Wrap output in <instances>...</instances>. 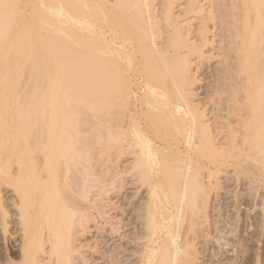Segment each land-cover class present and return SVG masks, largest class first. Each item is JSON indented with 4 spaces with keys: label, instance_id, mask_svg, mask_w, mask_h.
<instances>
[{
    "label": "bare ground",
    "instance_id": "bare-ground-1",
    "mask_svg": "<svg viewBox=\"0 0 264 264\" xmlns=\"http://www.w3.org/2000/svg\"><path fill=\"white\" fill-rule=\"evenodd\" d=\"M162 2V8L157 9V5L154 6V0H0V185L7 183L15 189L19 202L18 205L15 199V203L12 202L20 211L18 224L22 226L24 236V242L21 241L23 243L21 251L19 250L21 261L19 260L18 263L13 259V262L10 261L9 257L13 258L11 249L12 251L10 250V253L7 251L4 257L0 255V264H99L95 254L100 255H98L99 262L103 261L102 264H178L181 257L189 256L193 254V251H197L195 241L188 240V234L187 237L183 233L188 241L184 240L179 227L177 230L170 231L166 238L160 240V244L150 245V241L153 240L146 242L149 228L146 223L147 211L150 207L149 203L153 200L145 201L148 208L145 204H141L143 206L140 208L141 206L137 205L138 202L131 201L133 196L131 198L121 196L119 191L115 197L118 200L116 204L109 202L110 204L100 206L97 205L99 197L96 200L94 196L90 198L89 192L94 187V181L102 177L97 175L99 177L96 178L91 165L93 163H91L89 152L91 147H96L92 146L95 143L99 145V149L100 146L104 147L102 148L104 152L111 151L118 159L125 154L126 157L131 156L129 161L132 167L127 177L132 173L131 178L134 179L133 182L131 181L132 184L149 186L148 182L151 179L153 182V178L155 181V178L160 176V180H156L155 184L161 181L167 187L169 186L168 188L176 190L166 189L169 194L172 191H175V194L180 192V197L174 198L175 201L171 199L175 203L173 205L176 206L175 209L178 208L179 214L177 212L176 215L182 224L185 219L183 217H187L183 215V210L190 206L191 195L194 196L195 192L202 191V194L199 193L202 198L204 197V207L201 208V204L200 208L195 207L198 210L206 209L207 212L211 198L209 191L211 188L217 191L222 181L220 180L222 176L218 174H222L223 171L214 172L208 166H205L208 169L206 172L209 171L208 177L204 174L207 182L206 177L203 178L204 182L197 181L195 175L190 180L189 172L191 171L183 172L185 174L181 176L182 178L172 176L173 170L180 168V162L183 164L194 162L196 139L198 142L204 140L211 154L217 157L221 158L229 152H235L234 155L231 154L239 156L244 162L251 163L256 159L259 160L262 164L260 166L257 163V166L262 168L257 172L260 171L261 176L254 172L255 169L252 172L255 173V177L264 176V0H239V3H236L238 14L234 9L237 17L232 19L236 29L233 32L230 29L233 35L231 39H227L235 45H233L234 48L231 47L235 55L232 58L236 62L234 70L238 88L232 92L235 94L232 98L234 102L231 101L232 99L229 101L235 103L234 105L237 104L233 107L241 113L237 116H240L239 118L234 117L231 120L233 117L231 119L229 117L231 121L229 120L226 125L223 124L224 127L217 123L218 128H214L213 123L211 126L208 119L213 111L211 113L207 111L209 113L207 115L206 111L201 112L198 107L192 105V97L196 94L192 92L196 90L192 91L191 87L199 80H193L191 57L198 54L202 60L208 61L206 52H203L206 57L201 53L205 46L210 44L208 36L211 31H208L210 27L206 25L207 29L204 23V27L198 31V34L196 33L197 39L201 41L199 44V41H194L195 36L193 35L194 38H192L193 33L186 26L191 25L190 17L202 15L205 11L204 6H201L200 0H188V2L186 0V6H183V0L181 4L183 7L180 5V8H185L176 15L175 8L176 6L179 8L176 5L177 0ZM234 14L232 16H236ZM179 17L180 19L184 17L185 20L182 19L180 22ZM199 19L201 20V17ZM212 19L213 15L210 16L209 21ZM206 20L208 21L205 18L204 21ZM183 22L186 23L183 24ZM222 24L225 27L224 23ZM221 31H223L222 28ZM224 32L225 30L223 35ZM219 40H221L220 37ZM214 48L215 46L212 49ZM228 48L225 46V49ZM219 51L220 49L217 50ZM221 51H223L222 54L225 53V50ZM223 58L218 59L223 60ZM229 58H226L228 63H230ZM222 60L221 63L224 65ZM232 67L230 66V69L233 71ZM223 72L221 75H225L226 70ZM221 75L218 78L224 77ZM221 81L223 83V79ZM229 81L227 82L231 86ZM222 87L224 90L230 88H226V84L225 86L221 84ZM216 93L220 94V92ZM222 93L228 92L222 91L221 95ZM194 97L197 98V95ZM227 109L228 106L225 111ZM187 112L190 117L185 116ZM228 113L230 116V111ZM224 119H226L225 115ZM90 120L93 127L89 126L90 130L86 131L83 127ZM216 121L215 119L212 122ZM10 142H12L11 145ZM100 153L103 152L100 151ZM1 154L4 156L2 157ZM251 164H253L250 165L251 167L255 166L254 162ZM194 167L191 168L192 172H203ZM242 167L245 171L246 166ZM118 169L120 170L119 167ZM113 170L116 171V168ZM166 171L170 172L166 173ZM240 172L242 173V169ZM241 173L236 172L238 178L239 176L241 178L243 174L246 175L245 178H249L246 171L239 175ZM110 175L112 174L108 177ZM161 177L170 179L165 182L167 180ZM231 178L234 179L233 176ZM231 178L229 176L228 180ZM102 179L99 178L100 181H103ZM190 181L197 183L194 182L195 185ZM104 183H102L103 186ZM224 184L222 182V185ZM154 186L153 192H157L155 189L157 187ZM142 187L139 188L142 190ZM198 195L196 194V197ZM3 199L0 194V203H3ZM106 200L109 199L106 198ZM198 200L200 201L198 198L194 202ZM5 207L2 213L0 212L3 220L9 219L12 215H9ZM192 207L194 208L193 204ZM193 208L192 210H195ZM111 211L114 213L111 214ZM199 212L193 211L195 215ZM201 212L198 214L199 221ZM203 214L202 218L205 219ZM108 216L111 217L108 218ZM100 217L103 219V225L97 222ZM207 217L206 214V219ZM194 220L191 217L190 226ZM91 222L98 224L95 226L98 236L95 246L92 245L94 242L90 243L91 245L83 244L84 240H82L86 234L90 233L89 223ZM2 225H4L1 226L3 230L7 228L5 223ZM130 226H132L131 231H135L133 227H136V231L127 235V231L131 232L128 229ZM7 230L8 228L6 232ZM149 231L153 233V229ZM128 245L132 252H129ZM97 248L105 249V251L99 252ZM87 249L91 250L89 254ZM160 257L166 260L163 259L164 262H162Z\"/></svg>",
    "mask_w": 264,
    "mask_h": 264
},
{
    "label": "rangeland",
    "instance_id": "rangeland-1",
    "mask_svg": "<svg viewBox=\"0 0 264 264\" xmlns=\"http://www.w3.org/2000/svg\"><path fill=\"white\" fill-rule=\"evenodd\" d=\"M163 0H154V6H156V8L157 9H161L162 8V6L161 5H163V2H162ZM174 1H176V0H174ZM202 0H200V4H202L201 6H204V9H205V11L202 13V15L200 16V15H195L194 17L192 16V17H190L189 19H190V23H191V25H188V26H186L188 29H191V31H192V33L193 34H191V36H192V38H194V36H195V38H196V40H195V38H194V41H199L198 43L199 44H201V41L200 40H198L197 39V35H196V33L198 34V31L201 29V28H203L204 27V25L206 26H208V27H210V29H208V27H207V29H208V31L210 32L209 33V42L208 43H210V44H207V47L205 46V48L203 49V51H202V55L204 56V54H203V52L205 53V55L207 56V59H208V61L206 60V59H203L204 61H206V62H204L200 57H199V55L198 54H194L192 57H191V60H192V62H191V73H192V75H193V80H199L198 81V83H194L192 86L193 87H191L192 88V91H193V89L194 90H196V91H193L192 93L193 94H195V92H196V94L195 95H197V98H195L194 96L192 97V105L193 106H195V107H198L199 109H200V111L202 112V111H206V114L207 115H209V113H211L212 111V113H214V114H216V115H212V113L209 115V117H208V119H209V121H210V123H211V126L213 125L214 126V128H218V125L219 124H217V123H220V124H224V125H226V124H228L229 123V120L231 119V120H233L234 119V117L235 118H239V117H237L238 116V114L239 113H241V112H238V110H237V108H234V107H236V105H234L235 103H232V102H234V100L232 99V98H234V93H232V92H235V90L238 88V80H237V76H236V74H235V70H234V67H235V60H234V58H232V56L233 57H235V55H234V51H232V49L234 48L233 47V43L231 42V40H229V39H227V38H230L231 39V35H233L232 34V32H233V30L234 29H236L234 26H233V22H232V19H234L233 17H237V14H238V8H237V10H236V3H239V0H232V2H234L233 4H234V6H233V4H232V2H231V0H203L202 2H201ZM222 3V4H220V2ZM224 1V2H223ZM178 2V3H177ZM177 2H176V5H178L179 6V8L176 6V8H175V12H176V15H179L180 14V11L182 12L183 11V9L185 8H183L182 9V7L188 2V0H187V2H186V0H184V2H183V0L181 1V0H177ZM184 4H183V3ZM186 2V3H185ZM181 4H183V6L181 5ZM204 4H206V5H204ZM158 5H159V7H158ZM180 5L182 6L181 8H180ZM238 5V4H237ZM186 6V5H185ZM223 6V7H222ZM233 6V7H232ZM216 7V8H215ZM233 9V10H232ZM234 9L237 11H234ZM178 10V11H177ZM210 10L212 11V12H210ZM226 12H225V11ZM217 11V12H216ZM219 12V13H218ZM228 12V13H227ZM235 14H234V13ZM179 13V14H178ZM210 13V14H209ZM215 13H216V15H215ZM218 13V14H217ZM227 13V14H226ZM220 14V15H219ZM224 14H225V16H224ZM236 15V16H232V15ZM213 15V19L212 20H210L209 21V19H210V16H212ZM209 16V17H208ZM220 16V17H219ZM224 18H223V17ZM201 17V20H202V22H201V20L199 19ZM203 17V18H202ZM208 17V18H207ZM218 17V18H217ZM230 17V18H229ZM184 18V17H183ZM182 18V19H183ZM193 18V19H192ZM196 18V19H195ZM205 18L206 19H208V21L206 20V21H204L205 20ZM220 18V19H219ZM229 18V19H228ZM180 17L178 18V21H180V22H182L181 20L182 19H180ZM194 19H195V21H194ZM219 19V20H218ZM222 19V20H221ZM225 19H227L226 21H224ZM185 19H183V21H184ZM193 20V21H192ZM218 21V22H215V21ZM213 21V22H212ZM219 21H221V22H219ZM234 21V20H233ZM211 22V23H210ZM226 22V23H225ZM231 22H232V24H231ZM236 22V21H235ZM184 23H186V22H183V24ZM204 23H206V24H204ZM222 23H224V25H225V27L223 26V24ZM227 23H228V25H227ZM202 24V25H201ZM204 24V25H203ZM214 24V26H212ZM220 24V25H219ZM222 25V30L224 31L225 30V32H224V35H223V31H221V28H220V26ZM227 25V26H226ZM194 26V27H193ZM199 26V27H198ZM216 26H218V27H216ZM229 26H230V28H229ZM233 26V27H232ZM193 27V28H192ZM224 27V28H223ZM196 28V29H195ZM218 28V29H217ZM230 29H231V31H230ZM184 30H187V29H184ZM194 30V31H193ZM213 30H215V31H217V32H215V31H213ZM190 31V32H191ZM219 31H221V32H219ZM228 31H229V35H227L226 36V34L228 33ZM187 31H185V33H186ZM212 32H214V33H212ZM188 33V32H187ZM216 33H217V36H216ZM214 34V35H213ZM218 34H221V35H218ZM194 35V36H193ZM214 36V37H213ZM219 37L221 38V40H219ZM215 38V39H214ZM222 38H223V40H222ZM214 39V40H213ZM222 41V42H221ZM230 41V42H229ZM215 42V43H214ZM221 42V43H220ZM224 42V43H223ZM230 43V44H228V43ZM197 43V44H198ZM213 43H214V45H213ZM227 43V44H226ZM217 44V45H216ZM219 44V45H218ZM221 44H223L222 45V47H220V45ZM226 44V45H225ZM209 45V46H208ZM230 45V46H229ZM211 46H215V48L214 49H212L211 48ZM219 46V47H218ZM225 46H226V48H228V47H230L231 48V50H230V48H228L230 51H227L228 49H225ZM233 48H232V47ZM235 46V45H234ZM218 47V48H217ZM207 48V49H206ZM215 49H217V50H219L220 49V51L221 50H225L224 52V54H222L223 53V51H219V52H217V50H215ZM214 50H215V52H214ZM232 51V52H231ZM217 52V53H216ZM228 52V53H227ZM231 53V54H230ZM233 53V54H232ZM211 54V55H210ZM212 54L214 55V56H212ZM220 54H222V55H220ZM226 54H229V55H227L226 56ZM206 56H204V57H206ZM222 56V57H221ZM208 57H211V58H208ZM214 57H216V58H214ZM223 57H225V59L223 58ZM229 57H231V58H229ZM214 58V59H213ZM218 58H223V60L222 59H218ZM226 58H229V62L231 63V61H234V62H232L231 64L230 63H228L227 61V59ZM210 59H212V61H209ZM199 62H198V61ZM221 60H222V62L224 63V65L221 63ZM195 61V62H194ZM200 61H202V62H200ZM224 61H226V63L224 62ZM204 62V63H203ZM221 63V64H220ZM200 64V65H199ZM201 64H203V65H201ZM207 66H206V65ZM220 64V65H219ZM228 64H229V66H228ZM228 67H227V66ZM232 65H233V67H232ZM217 66V67H216ZM221 66V67H220ZM230 66L233 68V71H232V69H230ZM194 67V68H193ZM199 67H201V68H199ZM220 69H219V68ZM226 70V72H225V70L223 69V68ZM225 67H227V68H225ZM195 68H197L196 70H195ZM200 70H199V69ZM202 69V70H201ZM216 69V70H215ZM219 69V70H218ZM223 69V70H222ZM229 70V72H228V70ZM195 70V71H194ZM193 71V72H192ZM218 71V72H217ZM219 71H221V73L224 71L225 72V75L224 74H222L221 75V73L219 72ZM230 71H232V72H230ZM223 72V73H224ZM228 72V73H227ZM234 72V73H233ZM195 73V74H194ZM227 73V74H226ZM233 73V74H232ZM231 74V75H230ZM216 75V76H215ZM219 75V76H218ZM220 75H221V77L224 75V77L227 75V77H223V78H221V79H223V83L224 82H226V83H222V81H221V79L220 78H218V77H220ZM215 76V77H214ZM230 76H233V77H235L236 78V80H235V78H233V77H230ZM195 77V78H194ZM213 77H214V79H213ZM229 78V79H228ZM219 79H220V81H219ZM224 79H226V80H224ZM228 79V80H227ZM235 81H234V80ZM230 80V81H229ZM232 80V81H231ZM213 81V82H212ZM216 81H217V83H216ZM227 81H229V83L231 84V86L228 84V82ZM234 81V82H233ZM237 81V82H236ZM219 82V83H218ZM221 82V83H220ZM233 82V83H232ZM212 83V84H211ZM216 83V84H215ZM221 84H222V86L224 85L225 86V84H226V88H228V87H230V88H228V89H225L224 90V87H222L221 88ZM234 85V86H233ZM237 85V86H236ZM209 88V89H208ZM210 88H213V89H211L210 90ZM231 88H233V89H231ZM229 90H231V91H229ZM228 92L229 93V95H228V93H222V95H224L225 97H221L222 95H221V92ZM212 92V93H211ZM216 92H220V94L219 93H216ZM234 94V95H233ZM198 95H199V97H198ZM229 97H228V96ZM232 95V96H231ZM216 97V98H215ZM221 98V99H220ZM228 98V99H227ZM213 99V100H212ZM216 99V100H215ZM219 99H220V101H222V102H220L219 101ZM226 99V100H225ZM232 99V100H231ZM198 100V101H197ZM212 100V101H211ZM229 100H231L232 102H230ZM216 101V102H215ZM218 102V104H216ZM220 102V103H219ZM224 102H226V103H224ZM228 102V103H227ZM232 103L233 105H232V107H230L231 106V104L230 103ZM222 103H224V104H222ZM202 105H203V107H202ZM205 105H207L206 106V108H205ZM215 105V106H214ZM223 105V106H222ZM224 105H225V107H224ZM218 106V107H217ZM226 106H228V109L225 111V109H226ZM234 106V107H233ZM239 106V105H238ZM237 106V107H238ZM216 107V108H215ZM236 109V110H232V109ZM207 109H209V110H207ZM213 109V110H212ZM207 111H209V113L207 112ZM230 111V116H228L229 115V113L228 112ZM233 111V112H232ZM220 113V115H219V113ZM234 112H236V113H234ZM189 112H187L186 114H185V116L186 117H190V115L188 114ZM217 113H218V115H217ZM226 113H227V115H226ZM223 114V115H222ZM224 115H225V117H226V119H227V117H228V121L226 120V119H224ZM236 115V116H235ZM240 115V114H239ZM185 117V118H186ZM213 117V118H212ZM218 117H219V119H218ZM222 117V118H221ZM229 117H230V119H229ZM210 118H212V119H210ZM215 119L217 120L216 122H212V121H215ZM223 120H224V122H223ZM230 120V121H231ZM88 121V120H87ZM91 121V120H90ZM90 121L89 122H87V124L85 125V123H84V127L83 128H85V130L86 131H89L90 129H89V126L92 128L93 126H91V125H93V123H92V121H91V123H90ZM219 121H221V122H219ZM86 122V121H85ZM228 122V123H227ZM90 123V124H89ZM213 123V124H212ZM221 125V126H222ZM224 125H223V127H224ZM88 129V130H87ZM85 131V132H86ZM92 131V130H91ZM90 131V132H91ZM91 133H93L94 134V132H91ZM93 134H90V135H92L93 136ZM90 135H88L89 137H90ZM199 138V137H198ZM11 143L12 142H10V145H11ZM96 144V143H95ZM95 144H93L92 146H96V147H91V150H93L92 151V154L90 153L91 152V150H90V152H89V155L91 156V159H92V161H91V163H93V164H91V165H93V170L95 171L94 173L96 174V178L97 177H99V176H97V175H100V176H102V177H99V178H103L102 180L103 181H100L99 180V178H97L96 179V181H94L95 182V184H93L94 185V187H93V189H91V191L89 192V195H90V198L91 197H93V198H95V200L97 199V197H99L97 200V205H105V204H116L117 202H118V200L115 198L116 196H117V192L119 193V195H121V196H125V197H127V196H129L130 198H131V196H133L132 198V200L131 201H134V202H138L137 203V205H140L141 207L140 208H142V206L143 205H141V204H145V206H146V203H145V201H147L148 199L150 200V201H152L153 200V202H154V205H153V202H150V201H148V202H150L149 204H150V207L148 208L147 206V208H148V211H147V215H148V217H147V221H146V223H147V231H148V239H147V241L146 242H148L149 243V240H153V241H150V245H152V244H154L155 243V245H156V243L157 244H160L159 242H161L162 241V239H164V238H166L169 234H170V231L172 232V231H174L175 229L177 230V228L179 227L180 229H181V236L183 237V239L184 240H187V237H188V240L190 239V241L192 240H194L195 242V244H196V247H197V251L196 252H194L193 251V254H191V255H189V256H184V257H181L180 258V261H178V264L180 263V264H264V183H262L263 181H264V176L263 177H259V176H261V173H260V171L259 172H257V170L259 169L260 170V168H262V167H259V166H257V163H258V165L260 164V166H261V162H259V160H257L256 159V161H251V163H253L254 162V164H255V166H250V165H253V164H251V163H249V162H244L243 160H241V158L239 157V156H233L234 155V153L233 152H229L230 153V156H229V153H227V155L226 156H224V157H222L221 156V158H220V156H216V155H214V154H211V152H210V150H209V148H208V146H206V142L203 140V142H201V140H199V142H198V140L196 139V152L194 153L195 155H194V157H195V159H194V162L193 163H191L192 165H190V163L188 164V162H185V159H183L184 161L183 162H185L184 164L183 163H181L180 161V164H181V166H180V168H178V169H176V171L175 170H173V172L175 173H173L172 172V170H171V172L173 173V177L176 175L177 177L179 176V178L181 177V176H183L187 171H191L192 172V170H191V168H193L194 166V168H198V170L199 171H201L202 173H199L197 170V172H189V175H190V180H192L195 176V178H196V180L197 181H203V178L205 179V177H206V175H207V177H208V172H206L208 169L205 167V166H208V168L209 167H211V169L215 172L216 170H218V172H221L220 170H222L223 172H225V173H223L222 172V174L221 173H219L218 174V172L216 173V174H218V175H220V180H222L221 182H220V180L218 181V183L219 184H221V185H219V189H217V191H215L216 189H213L212 190V188L210 189V191L209 192H211L210 193V199H209V209L207 210V212H206V209H204L205 210V212H204V210H202V209H200V210H202V212L200 211V210H198V208L196 209V207L195 206H198L199 208H200V204H201V208H203L204 206H203V204L205 203V201L203 200V198H202V196H200L201 194H202V191H198L197 193L195 192V195L193 196V195H191V197H190V200L191 201H189V204H190V206H188V207H186V208H184V210H183V212H184V216L186 215L187 217H183V219H184V221H183V219L181 220V221H183L184 222V224H182V222H179L180 220H178V215H176L177 214V212H178V214H179V211L177 210V209H175L176 208V206H173L175 203H174V201H175V199L174 198H178V197H180V192H176V194L178 195V196H175L176 194L174 193L176 190L174 189V188H172L173 190H175L174 192L172 191V193H174V194H172V193H170L169 194V192L167 193V190L166 189H168V191L171 189V188H168L166 185H164L163 183H161V181H159V182H157V184H155L156 183V180L158 181V180H160V176L157 178H155V181H154V178L153 177H151V178H153V182H152V179L151 178H148V179H151L150 181H151V183H153V184H151L150 183V181L148 182V185L149 186H147V184L144 186L143 185V187H142V185L140 184V186H139V184H137V185H135V183H133L132 184V182H133V178H131L133 175H131V174H129V176L127 177V175H128V173L130 172V170H131V167H132V163H131V161H129L130 160V158L129 157H131V156H128V157H126V154L125 155H123V156H121L119 159L115 156V155H113L112 153H111V151L109 152V153H106V152H104V150H102V148H104V147H102V146H100L101 148L99 149V145L97 146V144L95 145ZM202 147V148H201ZM200 148V150H198ZM98 150V151H97ZM100 151H102L103 153H100ZM203 151V152H202ZM200 152H201V154H200ZM100 153V154H99ZM104 153H106V154H104ZM231 153H233V155L231 154ZM5 154V153H4ZM4 154L2 155L1 154V156L3 157L4 156ZM102 154V155H101ZM104 155V156H103ZM107 155H109L108 157H107ZM233 157H232V156ZM237 157V158H236ZM93 158H95L94 160H93ZM106 158V159H105ZM116 158V159H115ZM217 158H219V159H217ZM90 159V160H91ZM100 159V160H99ZM104 159V160H103ZM112 159V161H110ZM114 159V160H113ZM132 159V158H131ZM214 159V160H213ZM221 159V160H220ZM236 159V160H235ZM239 159V160H238ZM259 159V158H258ZM105 160H107V161H109V162H107V161H105ZM119 160V161H118ZM102 161H104L103 162V164H102ZM114 161H115V163H114ZM199 161V163H196V162H198ZM210 161H211V163H210ZM95 162V163H94ZM105 162H106V164H105ZM128 162V163H127ZM133 162V161H132ZM179 162H178V164H179ZM244 162V163H243ZM131 163V164H130ZM249 163V164H248ZM95 164V165H94ZM113 164V165H112ZM115 164V165H114ZM120 164V165H119ZM127 164H129L130 165V167H129V165H128V167H127ZM179 164V165H180ZM183 164V165H182ZM214 164V165H213ZM103 165H105L104 167H103ZM123 165H125L124 167H122ZM194 165V166H193ZM176 167H177V164L175 165ZM190 166H192V167H190ZM242 166H246V169L248 170V173H247V170L245 169V171H246V174H249L248 176H249V178L248 177H246L245 178V176L246 175H244L243 173H245V171H244V169H243V167ZM109 167V168H108ZM113 167V168H112ZM118 167L120 168V170L118 169ZM179 167V166H178ZM187 167H189V168H187ZM201 167V168H200ZM230 167H232V168H230ZM259 167V168H258ZM112 168V169H111ZM116 168V171H114L113 169H115ZM130 168V169H129ZM182 168V169H181ZM242 169V173L240 172L241 171V169ZM245 168V167H244ZM252 168V169H251ZM106 169V170H105ZM110 169V171L108 172V170ZM125 171V173H124V171ZM126 169H129V170H127L126 171ZM175 169V168H174ZM188 169V170H187ZM239 171H238V170ZM255 169V170H254ZM105 170V171H104ZM112 170H113V172H112ZM185 170V171H184ZM252 170H254V172H256V174L258 173V175L259 176H256L255 177V173L254 172H252ZM101 171H104V172H101ZM109 173V174H112V175H110V177H108V175H107V172ZM122 171H123V173H122ZM129 171V172H128ZM194 171H195V169H194ZM106 172V173H105ZM116 172H117V174H119L118 172H120L121 174H119V175H117L116 174ZM167 172H170V171H166V173ZM183 172H185V173H183ZM206 172V173H205ZM236 172L237 173H241V174H239V175H242V177L240 178V176H239V178H238V175H236ZM115 173V174H114ZM133 173H135L134 171H133ZM177 173V174H176ZM260 173V174H259ZM169 175H171V173H168ZM168 174H166L165 176L167 177V175ZM200 174V176L198 177V175ZM204 174H206V175H204ZM234 174V175H233ZM114 175H116L115 177H116V179H115V177H114ZM191 175L193 176L192 178H191ZM195 175V176H194ZM201 175H203V177L201 176ZM118 176V177H117ZM122 176V177H121ZM123 176H125V178L123 177ZM150 176H152V175H150ZM149 176V177H150ZM162 176H164V175H162ZM175 176V177H176ZM230 176V178H231V176H233L234 177V179L233 178H231V179H229L228 180V177ZM237 176V177H236ZM106 177V178H105ZM121 177V178H120ZM166 177L163 179L162 177H161V179H163V180H167V181H165V182H168V180L170 179H166ZM197 177L199 178V179H197ZM200 177H202V178H200ZM207 177H206V179H205V181L207 180ZM236 177V178H235ZM255 177V178H254ZM258 177V178H257ZM119 178V179H118ZM168 178V177H167ZM182 178V177H181ZM243 178V179H242ZM254 178V179H253ZM118 179V180H117ZM124 179V180H123ZM174 179V178H173ZM177 179V178H176ZM175 179V180H176ZM238 179V180H237ZM102 182V183H104L105 185L103 186V184L101 183L100 184V182ZM111 180V181H110ZM116 180H117V182H116ZM122 181V183H121V181ZM125 180H127L126 182H125ZM162 180V181H163ZM178 180V179H177ZM177 180L175 181V182H177ZM181 180V179H180ZM195 180V181H196ZM214 180V179H213ZM252 180H254L256 183H257V181L259 182V183H257V184H261V186H257L256 185V183L254 182V181H252ZM98 181V182H97ZM109 181H110V183H112L111 184V186H110V183H109ZM124 181V182H123ZM132 181V182H131ZM174 181V180H173ZM194 181V182H195ZM216 181V180H215ZM262 181V182H261ZM170 182H172V180H170ZM169 182V183H170ZM178 182H179V180H178ZM190 182H192V181H190ZM194 182H192V183H194ZM204 182V181H203ZM207 182V181H206ZM222 182L223 183H225L224 185H225V187H224V185H222ZM261 182V183H260ZM195 183H197V182H195ZM194 183V184H195ZM99 184H100V186H99ZM154 184H155V186H154ZM159 184H160V186H159ZM161 184H163V186L161 185ZM193 184V185H194ZM92 185V186H93ZM114 185V186H113ZM119 185V186H118ZM134 185V186H133ZM196 185V184H195ZM194 185V186H195ZM3 186V187H2ZM8 186H9V188H8ZM99 186V187H98ZM103 186V187H102ZM110 186V187H109ZM137 186V187H136ZM153 186L154 187H157V188H155V189H157L156 191L157 192H153V191H155L154 190V188H153ZM163 188H162V187ZM167 188H166V187ZM102 187V188H101ZM109 187V188H108ZM115 187V188H114ZM142 187V190L140 189V188ZM144 187H146L145 189H144ZM148 187H150V188H148ZM159 187H161V188H159ZM255 187V188H254ZM14 187H12L11 188V185H9V184H7V183H2L1 185H0V194H1V196L4 198L3 199V203H0V212L2 213V210H3V207H7V209H6V207H5V209H6V211L9 213V215H11L10 216V218L7 220V219H5L6 221H9V222H6L5 220H3V218H1L0 217V255L1 256H5L7 253H10V250L12 249L13 250V258H12V256H10L9 257V259H10V261H12V259H13V261L15 260L16 261V263H18V262H20L21 261V254H19L20 253V251H21V247H22V245H23V243L22 242H24L23 240H24V236H23V230H22V226L20 225V224H18L19 222V214H20V211L17 209V205H18V202H19V199H18V197H17V194L15 193V189H13ZM119 188V189H118ZM139 188V189H138ZM152 188H153V190H152ZM165 188V189H164ZM177 188V187H176ZM2 189V190H1ZM13 189V190H12ZM103 190V191H101L100 192V190ZM106 189V190H105ZM113 189V190H112ZM118 189V190H117ZM123 189V190H122ZM137 189V190H136ZM149 189H151L152 191L150 192V190ZM163 190V192H161L162 190ZM171 189V190H172ZM109 190V191H108ZM147 190V191H146ZM149 190V191H148ZM158 190H160V191H158ZM209 190V189H208ZM11 191V192H10ZM14 191V192H13ZM136 191H138V193L136 192ZM177 191H179V189L177 190ZM2 192H4V193H2ZM94 192V193H93ZM106 192V193H105ZM114 192H116V193H114ZM148 192V193H147ZM171 192V191H170ZM201 194H200V193ZM212 192H214V193H212ZM218 192V193H217ZM13 193V194H12ZM138 194V196H137V194ZM152 193V194H151ZM156 195H155V194ZM180 193V194H179ZM198 193H199V195H198ZM97 194H99V196L97 195ZM135 194H136V196H135ZM143 194V195H142ZM151 194V195H150ZM154 194V195H153ZM196 194L198 195V196H200V197H196ZM14 195V196H13ZM16 195V196H15ZM101 195H103V196H101ZM153 195V196H152ZM161 195V196H160ZM96 196V197H95ZM101 196V197H100ZM105 196V197H104ZM114 197V199H113V197ZM144 196V197H143ZM157 196V197H156ZM168 196V197H167ZM172 196V197H171ZM174 196V197H173ZM135 197V198H134ZM142 197V198H141ZM147 197V198H146ZM149 197V198H148ZM156 197V198H155ZM167 197V198H166ZM195 197V198H194ZM101 198H103V199H101ZM106 198L107 199H109V200H106ZM111 198H112V200H111ZM174 200H172V199ZM194 200V201H196V199H200V201L198 200L197 202H198V204H197V202H194V201H192V199ZM14 199H15V202L17 203V205H15L14 203ZM18 199V200H17ZM101 199V200H100ZM105 199V200H104ZM145 199V200H144ZM160 199V200H159ZM202 199V200H201ZM5 200V201H4ZM8 200V201H7ZM10 200V201H9ZM111 200V201H110ZM169 200V201H168ZM172 200V201H171ZM177 200V199H176ZM14 203H13V202ZM101 201V202H100ZM105 202V203H103V202ZM167 201V202H166ZM171 201V202H170ZM110 202V203H109ZM113 202V203H112ZM173 202V203H172ZM191 202H192V204H193V206H194V208H195V210H192V204H191ZM87 204H88V202H86ZM85 203V204H86ZM100 203H102V204H100ZM2 204H4V205H2ZM156 204V205H155ZM160 204V205H159ZM166 204V205H165ZM13 205H15V207H13ZM19 205H20V203H19ZM148 205V204H147ZM172 207H171V206ZM149 206V205H148ZM153 206V207H152ZM145 207V208H146ZM178 207V206H177ZM193 208V209H194ZM188 209V211H186ZM196 210H197V212H201V214L199 215V218L201 219L200 221L198 220V214L200 213H197L196 215H197V217H195L196 215L194 214L195 212H196ZM18 211V212H17ZM150 211H151V213H150ZM193 211H194V213H193ZM193 213V215H192V213ZM0 213V214H1ZM14 213V214H13ZM17 213V215H15ZM19 213V214H18ZM114 213V211H111V214H113ZM202 213H204L203 215L205 216V219H203L202 218ZM153 214V215H152ZM172 214H174V215H172ZM206 214H207V219H206ZM14 215V216H13ZM164 215V216H163ZM171 215V216H170ZM192 215V216H191ZM18 216V217H17ZM153 216H155L154 217V219H153ZM192 218H194L195 220H194V223H196V224H194V223H192V226H190V224H191V217ZM9 217V216H8ZM111 216H108V218H110ZM15 218H18V219H15ZM161 218V219H160ZM175 218H176V221H175ZM187 218V219H186ZM1 219L3 220V221H1ZM12 219H14V220H12ZM99 219H101V220H99ZM152 219H153V221H152ZM173 219V220H172ZM206 220L205 222L203 221V220ZM11 220V221H10ZM154 220H155V222H154ZM168 220H169V222H168ZM190 221V222H188V221ZM193 220V219H192ZM170 221H172V222H170ZM174 221H175V224H174ZM199 223H198V222ZM202 221V222H201ZM209 221V222H208ZM11 222V223H10ZM14 224H13V223ZM97 222H100V225H103V219L100 217V218H98L97 219ZM167 222V223H166ZM204 222V223H203ZM3 223H5V225H7L6 227L8 228V230H7V232H6V229H4L3 230V226L4 225H2ZM8 223H10V224H8ZM95 223L96 222H91V223H89V226L91 227V229H90V233H88V234H86L85 235V237H83L82 238V240H84L83 241V244H92L93 242V244L92 245H96L97 243V240H98V236L96 235V225L98 226V224H96L95 225ZM152 223V224H151ZM170 223H172V224H170ZM202 225H201V224ZM151 224V225H150ZM166 224V225H165ZM168 224V225H167ZM199 224V225H198ZM15 225V226H14ZM2 226V227H1ZM14 226V227H13ZM150 226H153V228H150ZM162 226V227H161ZM132 226H130L128 229H129V231H131V228ZM166 227H167V231H166ZM14 228H16V229H14ZM133 228H135L134 230L136 231V227H133ZM132 228V229H133ZM158 228V229H157ZM169 228V229H168ZM183 228V229H182ZM12 229V230H11ZM19 229V230H18ZM127 228H126V230H128ZM152 229H153V231H152ZM17 230H18V232H17ZM92 230V231H91ZM149 230H151L153 233H151ZM155 230V231H154ZM161 230H162V232H161ZM5 231V232H4ZM10 231H11V235H10ZM15 231V232H14ZM22 231V232H21ZM134 231V232H135ZM160 231V232H159ZM12 232H13V234H12ZM133 232V230L131 231V232H128L127 231V235H129V233H134ZM209 232V233H208ZM8 233V234H7ZM92 233V234H91ZM94 233H95V235H94ZM183 233H185L186 234V236H187V234H188V236L186 237L185 236V234H183ZM152 234H153V236H152ZM94 235V236H93ZM22 236V237H21ZM131 236H132V234H131ZM157 236V237H156ZM94 237V238H93ZM161 237H163V238H161ZM6 238V239H5ZM85 238V239H84ZM151 238V239H150ZM192 238V239H191ZM6 240H8V242L6 241ZM101 240V239H100ZM161 240V241H160ZM183 240V241H184ZM187 240V241H188ZM4 241H6V243L4 242ZM17 241V242H16ZM22 241V242H21ZM197 241V242H196ZM9 243V244H8ZM22 244V245H21ZM90 244V245H91ZM128 247L130 248V246L128 245ZM9 249V250H8ZM98 250H99V248H97ZM11 250V251H12ZM20 250V251H19ZM100 250H104L105 251V249H101L100 248ZM100 250H99V252H100ZM131 250V251H130ZM7 251H9V252H7ZM17 251V252H16ZM86 251V250H85ZM91 251V250H90ZM90 251L87 249V252H88V254L90 253ZM97 251V250H96ZM7 252V253H6ZM14 252H16V253H14ZM87 252H86V255H88L87 254ZM129 252H132V249L130 248L129 249ZM195 253V254H194ZM4 254V255H3ZM92 254V253H91ZM15 255V256H14ZM20 255V256H19ZM95 255H97V262L99 263V264H102L103 263V261L102 260H100V261H102V263L101 262H99V257H98V255L99 254H95ZM194 255V256H193ZM89 256V255H88ZM100 256V255H99ZM196 256H197V258H196ZM185 257H186V259H185ZM91 258V257H90ZM160 259H162V262H164L163 261V259H164V257H160ZM186 261H185V260ZM189 259H191V260H189ZM20 260V261H19ZM93 260H94V258H93ZM164 260H166V258L164 259ZM183 260V261H182ZM12 261V262H13ZM193 261H195L194 263H193ZM2 262V261H1ZM96 262V263H97ZM186 262V263H185ZM189 262V263H188ZM2 264V263H1ZM107 264V263H106ZM114 264V263H113Z\"/></svg>",
    "mask_w": 264,
    "mask_h": 264
}]
</instances>
